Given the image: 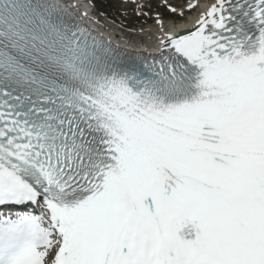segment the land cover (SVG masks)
I'll return each instance as SVG.
<instances>
[{
    "label": "snow or ice",
    "instance_id": "obj_1",
    "mask_svg": "<svg viewBox=\"0 0 264 264\" xmlns=\"http://www.w3.org/2000/svg\"><path fill=\"white\" fill-rule=\"evenodd\" d=\"M0 264H264V0L135 58L0 0Z\"/></svg>",
    "mask_w": 264,
    "mask_h": 264
},
{
    "label": "rangeland",
    "instance_id": "obj_2",
    "mask_svg": "<svg viewBox=\"0 0 264 264\" xmlns=\"http://www.w3.org/2000/svg\"><path fill=\"white\" fill-rule=\"evenodd\" d=\"M92 1L100 12L106 13L109 16V18H111L112 20H118V18H120V20H123L126 24L132 25L134 23V18L130 16L129 13L128 15H125V13L122 12L121 5L115 3L113 0H92ZM155 7L158 8L157 6ZM163 26H165V24H163ZM157 28L158 25H155L153 28L150 27L148 30H146V34H148L149 36V34L152 33L153 30L155 31V33H157Z\"/></svg>",
    "mask_w": 264,
    "mask_h": 264
},
{
    "label": "bare ground",
    "instance_id": "obj_3",
    "mask_svg": "<svg viewBox=\"0 0 264 264\" xmlns=\"http://www.w3.org/2000/svg\"><path fill=\"white\" fill-rule=\"evenodd\" d=\"M168 25H171V24L169 23ZM162 28H165V26H163V27H161V25L158 26V28H157V33L161 32V31H162Z\"/></svg>",
    "mask_w": 264,
    "mask_h": 264
}]
</instances>
